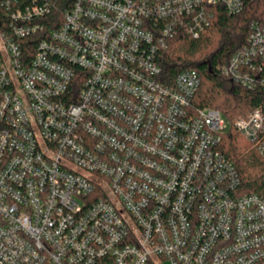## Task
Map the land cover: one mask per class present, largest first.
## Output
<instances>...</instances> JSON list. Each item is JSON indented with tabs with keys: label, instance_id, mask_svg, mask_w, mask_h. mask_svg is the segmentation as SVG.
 <instances>
[{
	"label": "built area",
	"instance_id": "2783aa9c",
	"mask_svg": "<svg viewBox=\"0 0 264 264\" xmlns=\"http://www.w3.org/2000/svg\"><path fill=\"white\" fill-rule=\"evenodd\" d=\"M250 1L0 0V264H264L231 122L157 57ZM221 71L264 91V18ZM235 126L264 157V103Z\"/></svg>",
	"mask_w": 264,
	"mask_h": 264
},
{
	"label": "trees",
	"instance_id": "16d2710c",
	"mask_svg": "<svg viewBox=\"0 0 264 264\" xmlns=\"http://www.w3.org/2000/svg\"><path fill=\"white\" fill-rule=\"evenodd\" d=\"M210 25L199 38L180 33L168 41L158 53L163 80L172 82L186 69L196 70L201 85L192 105L221 110L231 122L223 133L220 150L231 160L240 175V192L257 193L264 197V157L235 126V120L264 103L263 89H248L222 73L235 51L247 40L253 19L264 18V0L248 2L238 14H229L221 4L209 6Z\"/></svg>",
	"mask_w": 264,
	"mask_h": 264
},
{
	"label": "rangeland",
	"instance_id": "374dc122",
	"mask_svg": "<svg viewBox=\"0 0 264 264\" xmlns=\"http://www.w3.org/2000/svg\"><path fill=\"white\" fill-rule=\"evenodd\" d=\"M246 138V137H245ZM247 139V138H246ZM248 140V139H247Z\"/></svg>",
	"mask_w": 264,
	"mask_h": 264
}]
</instances>
